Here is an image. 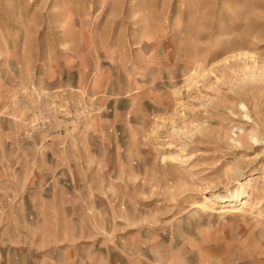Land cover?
I'll list each match as a JSON object with an SVG mask.
<instances>
[{
  "label": "rangeland",
  "instance_id": "374dc122",
  "mask_svg": "<svg viewBox=\"0 0 264 264\" xmlns=\"http://www.w3.org/2000/svg\"><path fill=\"white\" fill-rule=\"evenodd\" d=\"M0 264H264V0H0Z\"/></svg>",
  "mask_w": 264,
  "mask_h": 264
},
{
  "label": "bare ground",
  "instance_id": "6f19581e",
  "mask_svg": "<svg viewBox=\"0 0 264 264\" xmlns=\"http://www.w3.org/2000/svg\"><path fill=\"white\" fill-rule=\"evenodd\" d=\"M247 118V117H246ZM245 203L242 204L241 207H238V208H234V209H231V210H223L221 213L222 214H242L243 213V210H244V207H245ZM195 208H203V205H196L194 206ZM204 209V208H203Z\"/></svg>",
  "mask_w": 264,
  "mask_h": 264
}]
</instances>
